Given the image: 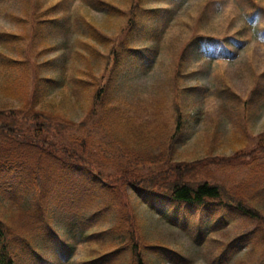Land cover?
Returning <instances> with one entry per match:
<instances>
[{"label":"trees","instance_id":"16d2710c","mask_svg":"<svg viewBox=\"0 0 264 264\" xmlns=\"http://www.w3.org/2000/svg\"><path fill=\"white\" fill-rule=\"evenodd\" d=\"M154 1L168 7L160 13L161 8H146L142 0H79L76 6L80 5L79 9L86 12L78 19L79 31L73 26L76 21L71 19L76 15L74 11L60 18L57 14L51 15L52 9L43 13L34 9L25 17H16L8 12L6 4L0 5V13L21 28L0 29V203L5 204L16 218L18 232L15 234L20 237L18 242L11 229H5L0 220V264H56L45 259L43 249L47 246H55L57 251L53 253L58 260L63 258L70 263L79 245L94 244L96 248L94 239L106 235L111 237L108 250L82 260L81 264H149L145 251L161 252L164 247L154 238H138L133 232V223L123 216L121 208L117 214L118 226L108 231L93 230L98 224V201L119 206L127 190L147 193L150 200L169 207L208 206L246 219L264 220V199L257 200L256 191L253 196L248 194L249 178L243 184L233 186L240 194L237 198L222 184L197 179L203 174L192 175L197 181H186L181 167L170 163V156L163 160L164 171H154L151 165L162 163V158L154 157L153 149H149V141L154 140L149 125L158 119L165 102L159 103L151 97L148 105L152 108L146 112L137 100L132 105L135 112L126 113L118 100H112L109 88L119 72L115 67L124 53L131 58L138 49L137 43L129 46L130 40L133 41L129 37L131 31L142 22V26H149L144 34L156 42L157 53L170 29L179 26L177 9L185 0ZM91 8L96 13H90ZM139 15H143L144 21L154 18L159 24L156 27L146 25L137 19ZM29 17H32L31 22ZM113 17L126 20L129 29L116 48H109L123 32L122 29L108 31ZM40 25L42 28L46 25L60 28L63 43L75 36V41L83 48L61 55L62 65L54 57L46 56L49 53L44 49L38 48L37 58L45 57L33 63L31 52ZM262 33L259 40L264 41V31ZM194 41L195 37L177 50L179 67L176 74L181 72L180 67ZM196 41L203 43L199 53L206 57L224 56L216 54L222 47L226 48L221 39L203 36ZM233 43L237 44L236 41ZM61 49L59 47L55 52ZM76 56L85 59L84 67L70 66L71 59ZM112 60L114 67L106 76ZM101 63L104 70L96 72ZM163 94L166 95L161 93L160 97ZM76 104V110H65ZM173 104L178 114L172 134L170 131L162 133L158 128L161 137L170 136L169 140H163L167 144L171 142L172 146L178 142L176 136L181 135L184 128L180 100ZM149 112L151 119L141 118ZM70 113L77 117H71ZM98 114L99 128L102 133H107V137L97 136L90 129ZM31 153L36 157L30 159ZM47 166L54 167V171L45 173ZM259 166L262 169L257 164L253 166L260 178L256 188L264 189V164ZM190 169L193 171L194 167ZM189 173L188 170L186 177ZM29 191H33V197L31 195L29 206L24 207V196ZM166 211L169 214L170 211ZM54 214L68 216L57 222L52 217ZM162 216L169 223L178 225L169 215ZM135 230L138 232L136 226ZM65 231L69 234L68 239L63 237ZM127 252L131 255L123 258Z\"/></svg>","mask_w":264,"mask_h":264},{"label":"rangeland","instance_id":"374dc122","mask_svg":"<svg viewBox=\"0 0 264 264\" xmlns=\"http://www.w3.org/2000/svg\"><path fill=\"white\" fill-rule=\"evenodd\" d=\"M78 3L79 0H4L0 5L6 4L8 12L16 17H25L34 9L42 13L52 9L54 12L51 15L57 14L60 18L74 11L76 15L71 19L76 21L77 24L73 26L79 31L78 19L86 12L79 9L80 5L76 6ZM141 3L146 8H161L160 13L163 8L168 7L155 3L154 0H142ZM90 10V13H96L93 8ZM177 10L176 21L179 26L170 29L168 36L159 44L157 53L156 42L149 40L144 34L149 26H142V22L131 31L129 37L133 41L130 40L129 46L137 43L138 49L131 58L124 53L115 67L119 72L110 84L112 100H118L126 113L135 112L132 105L137 100L141 101L146 112L152 108L148 105L151 97L159 103H166L159 115L158 127H153L150 134L154 139L153 152L158 159L162 158V163L151 165L154 171H164L163 160L170 156V163L181 167L186 181L196 180L192 177L195 173L203 174L197 179L222 184L229 193L239 198L240 194L233 186L243 184L249 178L248 194L253 196L256 191L255 198L264 199V189L256 188L259 175L253 170L254 165L257 164L262 169L259 165L264 164V41L259 40L264 31V0H185ZM142 17L143 15H139L137 19L144 21ZM29 19L31 22L32 17ZM154 20L147 18L144 23L156 27L159 23ZM16 23L0 13V29H11L14 26L21 30ZM111 24L108 31L123 30L120 37L109 44V48H116L129 27L126 20L117 17H113ZM60 30L52 25L37 27L35 46L31 52L33 63L45 57L37 58L35 52L38 48L44 49L49 53L46 56L54 57L60 65L61 55L83 48L75 41V36L63 43ZM203 36L225 42L226 48L220 49L219 46L220 52L216 53L224 56L214 59L199 53V46L203 47V43L196 40ZM193 37L195 41L188 48L187 57L180 67L181 72L176 74L175 70L179 67V60L176 62L177 50ZM235 41L236 45L233 43ZM59 47L62 49L55 52ZM85 65L82 56L71 59L72 67ZM113 67L112 60L106 76L111 74ZM102 70L103 63L95 69L96 72ZM161 93L166 95L160 97ZM179 100L184 128L181 135L176 136L178 142L172 146L171 142L167 144L162 139L159 130L162 133L170 131L172 134L178 114L173 102ZM77 107L78 104L70 109L67 106L65 110L73 111ZM71 115L77 117L70 113ZM99 116L100 114L93 120L90 129L97 136L107 137V133H102L99 128ZM143 117L148 119L150 115L144 114ZM30 157L35 158V153H31ZM25 160L28 161V158ZM192 167L193 171L190 169ZM188 170L190 173L186 177ZM53 171L52 166L44 169L45 173ZM31 195L33 197V191L24 196V207L31 203ZM149 200L147 193L138 194L127 190L126 197L119 206L98 201V224L93 230L100 228L101 231H108L118 226L116 220L118 209L121 208L123 216L134 224L133 232L138 238H154L164 247L161 252L145 251L149 264H264V220L260 222L246 219L242 215L228 214L214 206L213 209L197 205L169 207L154 199L148 204ZM161 210L163 213L170 211L169 217L182 225L169 223L158 213ZM67 216L52 215L57 222L59 218ZM0 220L3 221L4 228L11 229L15 239L20 242V237L15 234L18 232L16 218L1 203ZM63 237L68 239L69 234L65 231ZM94 240L96 248L94 244L79 245L70 263H66L67 260L63 258L58 260V256L53 253L57 251L55 246H47L43 249V254L46 260L56 264H81L82 260L107 251L111 237L106 235ZM130 253L127 252L123 258L130 256Z\"/></svg>","mask_w":264,"mask_h":264}]
</instances>
